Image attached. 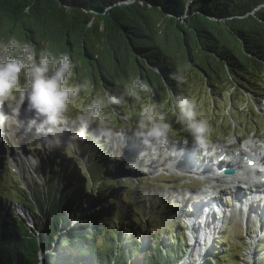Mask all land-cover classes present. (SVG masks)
I'll return each mask as SVG.
<instances>
[{
  "label": "trees",
  "instance_id": "16d2710c",
  "mask_svg": "<svg viewBox=\"0 0 264 264\" xmlns=\"http://www.w3.org/2000/svg\"><path fill=\"white\" fill-rule=\"evenodd\" d=\"M13 36L30 43L37 60L41 51L68 53L75 65L69 83L101 84L107 94L119 88L124 95L125 85L140 77L153 89L142 95L157 107L188 97L185 79L172 74L203 76L205 90H219L217 97L242 85L264 95L259 93L264 86L255 82L264 73V0H0V41ZM78 164L82 173L71 165L63 177L62 162L53 161L45 171L47 185L40 189L35 178L33 189L13 190L17 201L0 193V264H177L182 259L183 229L173 225L163 238L162 230L154 232L165 223L162 212L147 219L138 201L109 197L117 189L108 187L114 181L102 183L99 163L94 169L100 175ZM16 202L26 206L36 226L18 214ZM223 246L215 241L203 264H223ZM258 247L256 264H264V236Z\"/></svg>",
  "mask_w": 264,
  "mask_h": 264
},
{
  "label": "rangeland",
  "instance_id": "374dc122",
  "mask_svg": "<svg viewBox=\"0 0 264 264\" xmlns=\"http://www.w3.org/2000/svg\"><path fill=\"white\" fill-rule=\"evenodd\" d=\"M189 76L190 78L186 74L184 75L186 87L183 94L196 101L198 119L203 117L207 121L209 131L203 137H206L205 140L202 138L201 141H198L193 132L183 122L178 120V112L175 106L162 102L158 110L165 115L174 130L169 135L168 142L184 147L197 144H202L203 146L213 144L233 145L240 137H246L241 144H238L239 147H243L247 140L253 139L259 142L264 140V95H262L263 98L259 97L256 92L251 91L252 89L242 85L243 87L241 88L240 86L237 87L240 90L236 89L231 95L225 91L221 96L217 97L214 92L219 90L209 92L205 90L207 86H204L205 78L203 76H199L196 79L192 73ZM20 82L21 85H25L26 78L24 79L21 76ZM255 82L264 86V73L255 79ZM76 83V81L70 82V84ZM220 88L224 90L226 86L223 88L220 86ZM120 91L118 88V90L113 91V94L119 95L121 94ZM261 92L264 93V91L259 93ZM106 93L105 88L101 84L90 85V90L87 93L81 91L80 95L71 101L64 119L51 132L47 128L43 132L37 131L38 125H33L31 122L38 120V118L34 111L28 109L27 102L19 107L15 103L9 104L8 102L0 106V124L2 125L0 127L2 129L0 131V170L4 169L5 172L0 175V193L2 196L8 197L11 202L12 200L17 201L14 196L16 193L15 191L13 193V190L17 188L27 190V187L33 189L35 178L39 180V188L42 189L41 185H47L44 179L45 171H50L49 167L52 166L53 161L59 160L66 168L63 173L61 171L63 177L67 174L68 167L71 165L73 166L72 170L77 171L78 169L82 173L78 162L87 171L90 168L93 170L95 164L99 163L98 168L102 170V175L94 169L97 173L96 175H100L102 183L107 182V184H110V182L114 181V184L108 187L117 189L112 191L109 197H115L116 194H119L122 199L138 201L137 204L139 206L137 208H146L147 214H144V217L147 219L155 216V213L159 215V212H162V217L166 218L165 223L156 227L154 232L162 230L163 238L168 228L173 225L175 230L179 229V232H181L180 229H183L185 231L182 234L181 242L186 246V249H184V256L177 264H203L207 256L212 251H215L213 249L215 241L219 240L223 241V248L227 249L226 253L219 249L222 258L226 259L225 261L222 259L223 264H256L261 261L258 254L262 247H258V242L262 238L261 236L264 235V215L257 222L252 221V215L250 218H246L244 210H241V215L238 212L232 213L230 209L235 202L229 201L228 203L227 199H230L231 194H226V190H223L228 184L211 178H207L204 182L197 184L201 177L190 176L185 171L171 168L168 165L170 161H166L165 157L172 152L164 147L165 144H160L161 147L163 146L161 151L152 149L149 156H151V159L154 158L155 161H158L154 164L150 162L149 158H141V154L137 155L135 150L129 148L131 140L136 145H139L138 140L135 138L137 134L134 127L136 115L140 110L141 104L148 103L146 97L143 96L142 101H135L131 97L124 95V104L108 105L104 108L102 115L107 125L105 129L92 124L83 137L79 135L80 126L76 120L77 114L90 104L92 100L100 97L106 98ZM105 132L107 133L106 135ZM131 132L135 136H132ZM126 135H129L130 142H125ZM137 137L139 136L137 135ZM83 139L86 140L85 143H82ZM89 141H94L96 145L102 147L103 152L106 154L105 158L95 159L102 156L98 157L101 154L97 151L98 148L96 146L93 148L88 146ZM180 158L179 162L178 159H174L173 162L186 166L187 164L185 165V163H188V159ZM112 164L119 165L118 170H115L114 167L109 168L112 167ZM46 165L48 167L44 169L43 167ZM90 174L95 177L94 179L99 178V176L93 175L92 172ZM205 178L203 177L202 179ZM70 181H73V179H70ZM68 183L70 184V182ZM127 183L129 186L125 185ZM62 185H66V182L62 181ZM212 185L218 189L212 190ZM227 188L229 189V185ZM105 189L108 188L106 187ZM206 189L212 191L221 190V194L217 193V195H222V203L226 209L227 216L218 218V223L215 222L212 230L213 234L209 238V244L207 242L201 244L200 242L198 245H194L189 236L186 221L193 213L191 209L195 204L197 205L199 195H202L200 191ZM209 192L211 193V191ZM91 193L89 191L88 195H85L86 200L91 199ZM104 202L103 200L100 204L103 205ZM170 202L171 206H168ZM116 203L119 204V201ZM86 206L88 210L92 208L90 207V202H87ZM14 207L30 226H36L35 217L26 209V206L16 202ZM256 208L261 209L260 207ZM179 218H182L180 222L178 221Z\"/></svg>",
  "mask_w": 264,
  "mask_h": 264
},
{
  "label": "clouds",
  "instance_id": "9594fccd",
  "mask_svg": "<svg viewBox=\"0 0 264 264\" xmlns=\"http://www.w3.org/2000/svg\"><path fill=\"white\" fill-rule=\"evenodd\" d=\"M74 67L72 58L66 52L57 57L49 51H41L37 60V53L30 43H22L15 36L6 43L0 41V106L8 102L19 107L27 102L28 109L34 111L38 118L31 122L38 125L37 131L43 132L47 128L51 132L64 119L71 101L78 97L81 91L87 93L90 90L87 81L69 83L74 75ZM21 73L26 78L25 85H21ZM171 78L184 79L175 74H172ZM152 91L147 81L136 77L125 85L124 95L135 101H142V94H151ZM124 95L106 93V98L92 100L76 116L80 126L79 135L83 137L92 124L105 129L107 125L102 115L104 108L108 105L124 104ZM174 106L178 112V120L193 132L198 141H201L209 128L203 117L198 119L196 101L180 96L175 99ZM135 128L136 134L150 149L160 144L167 145L169 135L174 131L165 115L151 102L141 104L136 115ZM62 168L66 169L63 164Z\"/></svg>",
  "mask_w": 264,
  "mask_h": 264
},
{
  "label": "bare ground",
  "instance_id": "6f19581e",
  "mask_svg": "<svg viewBox=\"0 0 264 264\" xmlns=\"http://www.w3.org/2000/svg\"><path fill=\"white\" fill-rule=\"evenodd\" d=\"M130 134L132 136H135L134 133L132 132ZM254 136H258V135H254ZM129 138H130L129 135H126L125 142H130ZM135 138L138 140L139 145H136L134 141L131 140L132 142H130L131 146L129 148H131L132 150H135L137 152V155L141 154V158H144V157L149 158L151 160L150 162H153V164L155 162H158V161H155L154 158L151 159V156H149L151 154L152 149H150L147 145L144 144L143 139L141 137H137V135L135 136ZM85 141L86 140L83 139L82 143H85ZM92 145L98 148L97 151L101 154L98 157L102 156L101 158H104L106 154L103 152L102 147L100 145H96V142L94 141L93 142L89 141L88 146H90V148H93L94 146ZM245 145L246 147L244 149L231 147L229 146V144L227 145L215 144V145L205 146L202 148V144H199V145L197 144L194 146L187 145L184 147L178 144H173L172 142H168L167 145H164V147L168 149L169 151H171L172 153L168 154L165 157V160L170 161L168 165L171 166V168H177L179 171L180 170L185 171L186 174L190 176L197 177L198 174L202 172L203 176L201 177V179H199L197 184L204 182L205 180H207V178H211V179L218 180V181L228 184L229 189L227 188L228 187L227 185V187L223 188V190L224 191L226 190V194H231L230 199H227V202L228 203L229 201L235 202L233 203L234 206L230 209L231 212L232 213L238 212V214L241 215V210H244L246 212V218L247 217L250 218L252 215L253 217L252 221L259 222V219H262L264 215V199L262 198L257 199L256 198L257 192H255V189H254V187H256V190L260 192V190L264 188V183L261 182V180L259 179V176L255 174L254 172H251L244 168L241 171H240L241 168L240 169L236 168V172L234 174H230L229 176H226V175H222L220 177L214 176L215 174L214 171L220 170L223 166V165L215 164L214 159L216 160L222 159L224 161H234L236 155H241L243 159L249 162L250 160H256L261 155H264V140H261V142H258V143L257 141H254L253 139L247 140L245 142ZM121 147L123 148V146ZM162 147L161 145H157L154 147V149L156 150L159 149L161 151ZM206 150H208V153L204 155ZM91 151H94V150H91ZM143 152H144V155H143ZM220 155H223V157L218 158ZM180 157H184L188 159V163H185V165L187 164L186 166H182L183 164L181 163L173 162L174 159H178V162H179L181 160ZM113 166H116V165H113ZM117 168H119V165ZM117 168H114V169L118 170ZM250 168L251 169L255 168V165L250 163ZM203 177H206V178L202 179ZM242 179H245V181H243ZM236 182L252 183L250 187L248 188L250 192H246V190H244L242 186H239L238 184H236ZM211 188L212 190L218 189L216 188V186H213V185L211 186ZM212 190L206 189V190L200 191L202 195H199L198 200H197V205L195 204L194 207L191 209L193 213L191 214L190 217H188L186 221L188 224V231H189L188 233L194 245L195 244L198 245L200 242L201 244H205V242L207 243L210 242L209 238L213 234L212 230H213V227L215 226V222L218 223V218L227 216L226 209L222 203V200H223V198L221 197L222 195L221 196L217 195V193L221 194L220 192L221 190L220 191L218 190L212 191ZM209 191H211V193ZM256 207H260L261 209H258ZM252 209L254 210L251 213ZM215 210H218V211H215ZM208 229L209 231H207Z\"/></svg>",
  "mask_w": 264,
  "mask_h": 264
},
{
  "label": "water",
  "instance_id": "95a60500",
  "mask_svg": "<svg viewBox=\"0 0 264 264\" xmlns=\"http://www.w3.org/2000/svg\"><path fill=\"white\" fill-rule=\"evenodd\" d=\"M228 172H230L231 174L235 172V170L233 168L228 169ZM28 212V211H27Z\"/></svg>",
  "mask_w": 264,
  "mask_h": 264
}]
</instances>
